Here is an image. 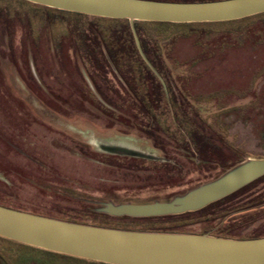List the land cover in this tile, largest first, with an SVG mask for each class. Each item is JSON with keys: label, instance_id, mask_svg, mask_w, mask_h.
<instances>
[{"label": "rangeland", "instance_id": "1", "mask_svg": "<svg viewBox=\"0 0 264 264\" xmlns=\"http://www.w3.org/2000/svg\"><path fill=\"white\" fill-rule=\"evenodd\" d=\"M197 3L219 0H159ZM264 160V13L107 19L0 0V206L117 230L264 238V176L137 218ZM0 264H102L0 237Z\"/></svg>", "mask_w": 264, "mask_h": 264}, {"label": "water", "instance_id": "2", "mask_svg": "<svg viewBox=\"0 0 264 264\" xmlns=\"http://www.w3.org/2000/svg\"><path fill=\"white\" fill-rule=\"evenodd\" d=\"M93 17L159 23L229 22L264 13V0L178 3L154 0H25ZM264 176L252 161L178 202L122 205L116 215L146 218L195 212ZM0 237L56 254L103 264H264V238L139 232L87 226L0 206Z\"/></svg>", "mask_w": 264, "mask_h": 264}, {"label": "trees", "instance_id": "3", "mask_svg": "<svg viewBox=\"0 0 264 264\" xmlns=\"http://www.w3.org/2000/svg\"><path fill=\"white\" fill-rule=\"evenodd\" d=\"M154 1H159V0H154ZM55 254V253H54ZM103 264V263H102Z\"/></svg>", "mask_w": 264, "mask_h": 264}]
</instances>
